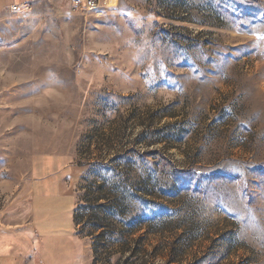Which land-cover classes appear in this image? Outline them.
I'll return each instance as SVG.
<instances>
[{"label":"rangeland","instance_id":"rangeland-1","mask_svg":"<svg viewBox=\"0 0 264 264\" xmlns=\"http://www.w3.org/2000/svg\"><path fill=\"white\" fill-rule=\"evenodd\" d=\"M0 152L11 228L68 157L80 264H264V0L4 12Z\"/></svg>","mask_w":264,"mask_h":264},{"label":"crops","instance_id":"crops-1","mask_svg":"<svg viewBox=\"0 0 264 264\" xmlns=\"http://www.w3.org/2000/svg\"><path fill=\"white\" fill-rule=\"evenodd\" d=\"M35 0H0V15L13 5ZM31 163L29 218L26 226L0 225V264H80L75 237L76 203L67 182L71 163L64 155ZM55 162V163H53ZM53 163V164H52Z\"/></svg>","mask_w":264,"mask_h":264},{"label":"built area","instance_id":"built-area-1","mask_svg":"<svg viewBox=\"0 0 264 264\" xmlns=\"http://www.w3.org/2000/svg\"><path fill=\"white\" fill-rule=\"evenodd\" d=\"M69 9L74 13H87L94 15L111 14L115 12L119 5V0H67ZM31 9V5H13L9 8L12 14L26 13Z\"/></svg>","mask_w":264,"mask_h":264},{"label":"bare ground","instance_id":"bare-ground-1","mask_svg":"<svg viewBox=\"0 0 264 264\" xmlns=\"http://www.w3.org/2000/svg\"><path fill=\"white\" fill-rule=\"evenodd\" d=\"M1 153V152H0ZM4 162V161H3ZM2 163V161H0V164Z\"/></svg>","mask_w":264,"mask_h":264}]
</instances>
